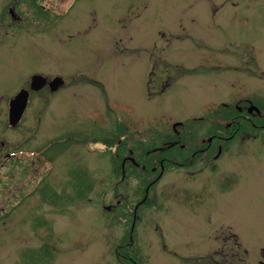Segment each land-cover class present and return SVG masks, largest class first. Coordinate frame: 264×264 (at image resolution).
<instances>
[{
	"label": "rangeland",
	"instance_id": "rangeland-1",
	"mask_svg": "<svg viewBox=\"0 0 264 264\" xmlns=\"http://www.w3.org/2000/svg\"><path fill=\"white\" fill-rule=\"evenodd\" d=\"M78 5L86 27L77 20L55 50L71 81L0 133V264H130L116 254L123 238L137 264H264V127L250 124L264 116V0ZM225 109L247 126L167 166L147 204L150 166L122 176L114 151L72 142L118 122L124 154L159 144L188 155L229 122ZM172 131L183 143L165 140Z\"/></svg>",
	"mask_w": 264,
	"mask_h": 264
},
{
	"label": "flooded vegetation",
	"instance_id": "flooded-vegetation-1",
	"mask_svg": "<svg viewBox=\"0 0 264 264\" xmlns=\"http://www.w3.org/2000/svg\"><path fill=\"white\" fill-rule=\"evenodd\" d=\"M81 0H0V84H8V88L0 89V133L21 129L26 120L27 110L36 112L41 101H50V96H55L72 79L71 71L64 68L65 72L57 71L56 47L58 44H68L73 36L75 22L78 20L82 27L87 25L89 13L84 8L80 14L78 8ZM87 11V12H86ZM96 23V22H95ZM27 49V50H26ZM37 63L32 65L31 61ZM34 74L44 77L45 83L35 88L31 86ZM61 75L63 82L51 90V80ZM26 89L27 100L21 116L16 123L9 122L10 101L21 90ZM37 102V105H33ZM34 107V108H33ZM36 107V108H35ZM232 119V118H231ZM233 120V119H232ZM114 126V130L106 133L93 131L88 135L93 145L106 147V138L112 139L111 148H115L120 142V132ZM229 134H224L228 132ZM234 134V128L228 122L223 127H217L216 132H210L206 138L202 137L197 147L190 152L191 158L212 150V144L216 140L228 139ZM97 139V141H95ZM1 145L4 141L0 140ZM216 146L219 145L217 142ZM214 146V145H213ZM110 147V146H108ZM164 149V148H163ZM153 151V147L151 148ZM164 158V156H162ZM134 162L130 156H125L124 161ZM183 162L178 161V164ZM159 171L156 177L163 172L160 161ZM155 170V166H152Z\"/></svg>",
	"mask_w": 264,
	"mask_h": 264
},
{
	"label": "trees",
	"instance_id": "trees-1",
	"mask_svg": "<svg viewBox=\"0 0 264 264\" xmlns=\"http://www.w3.org/2000/svg\"><path fill=\"white\" fill-rule=\"evenodd\" d=\"M253 102H256V100H253ZM259 107H260V109L261 108L264 109V103L262 106L259 105ZM234 111H231L229 109H225V113H226L225 116L227 115V117L229 118L230 125L233 126L234 134H235L242 127L247 126L246 124H248V123L247 122L243 123L246 116L238 114V111H235V112ZM247 120H249V119H247ZM250 124H252V126H254V127H264V116L257 118L256 120H252V121L250 120ZM224 134H229V131L224 132ZM165 137H166L165 140L170 139V141H175L178 143L183 142L181 134L174 133L173 131L168 132ZM104 141L106 142V145H107L106 147L109 148V150L114 151L115 156H117V159L114 161V165H115L116 169L120 171V173L126 172L127 171L126 168L130 167L132 169H135L137 167L133 163L128 162L124 165L126 167L123 168V170H121V165H120L121 159L123 158L124 152H126V147L124 146L125 144H123L124 143L123 140H120L119 144L114 149L111 148L112 144L109 145L110 143L113 142L112 139L106 138ZM158 145L159 144L152 146L154 149L153 150L154 152H151V151L147 152V153H150V156L146 160L143 159L141 154H143V152L145 150L146 151L150 150L152 148L151 146H149V145L146 146V145L140 144V145H138V147L137 146L131 147V150L140 149V151H141V153H139V154L136 153L134 155V159L142 165V167H143V168H141L142 170H147L148 169L147 166L151 167L152 165H154L155 167L158 168L160 165V161H161V163H163V165H171L173 163L175 164L176 161L183 162L182 164H189V163H192L190 161L192 159H194V157H196V155H195L193 158H191L189 154L185 155V151H181V150H177L178 153L174 154L175 151H173V149L175 147L166 146V147H164V149H161V148H156V146H158ZM108 146H110V147H108ZM193 148H195V146ZM162 156H164V158H162ZM89 188H90V185L88 187V190H89ZM147 198L148 197H146L143 200V203L145 202V204H147ZM115 250H116V254L118 256L127 260L130 264H137L136 261L134 260V257H137L136 256L137 251L135 249H133V247L131 246V238H123L121 243H118L116 245Z\"/></svg>",
	"mask_w": 264,
	"mask_h": 264
},
{
	"label": "water",
	"instance_id": "water-1",
	"mask_svg": "<svg viewBox=\"0 0 264 264\" xmlns=\"http://www.w3.org/2000/svg\"><path fill=\"white\" fill-rule=\"evenodd\" d=\"M45 79L43 76L39 74H34L32 76L31 80V86L32 87H39L42 84H44ZM62 82L61 76H57L53 78L50 82L51 89H55L60 83ZM26 98H27V91L25 89H21L18 91V93L15 95L13 99L10 101V110H9V121L10 123H15L19 117L21 112L23 111L25 104H26ZM254 108L253 105H250L249 107Z\"/></svg>",
	"mask_w": 264,
	"mask_h": 264
}]
</instances>
